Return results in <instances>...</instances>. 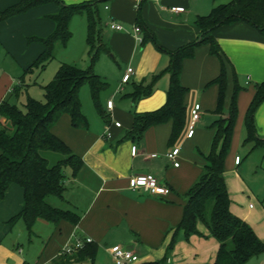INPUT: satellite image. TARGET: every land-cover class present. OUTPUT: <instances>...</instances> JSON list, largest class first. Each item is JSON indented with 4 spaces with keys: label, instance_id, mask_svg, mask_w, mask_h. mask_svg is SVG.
I'll return each instance as SVG.
<instances>
[{
    "label": "crops",
    "instance_id": "0c3cea01",
    "mask_svg": "<svg viewBox=\"0 0 264 264\" xmlns=\"http://www.w3.org/2000/svg\"><path fill=\"white\" fill-rule=\"evenodd\" d=\"M62 1L66 4H79L93 0ZM101 1L103 41L111 50L108 56L112 57L120 69L119 85L123 89L103 96L108 84L99 96V104L106 112L109 122L99 115L95 107L99 120L95 117L90 119L86 115L89 120L87 129L74 128L68 114L63 115L53 127V133L83 161V167L77 176L72 177L71 170H67L64 199H59L63 205L58 206L76 213L80 222L72 224L61 221L53 224L39 219L31 232L23 220L11 225L10 220L24 203V189L17 184L11 185L5 199L0 201V264H53L61 257L64 249L73 247L77 240L85 241L87 238L98 246L94 264H99L106 256L113 260L112 248L117 246L132 250L139 260L143 257L151 263L174 264L177 261L175 249L171 252L168 249L183 218L186 193L202 174L205 160L201 154L210 150L215 134L212 125L221 117L227 118L229 115L236 82L240 87L236 100L238 116L234 140L232 139L231 150L226 159V186L231 198L232 213L247 222L264 241V144L253 150L250 146H245L249 148V157H254L256 161L254 170L249 173L237 151L242 129L246 131L245 118L256 94V85L264 83V33L246 22L225 25L213 32L212 36L221 48L226 73L222 113L217 112L220 87L214 83L222 74V62L219 57L211 54L209 44H202L196 48L195 56L185 60L183 65L181 82L187 88L185 104L188 116L178 140L173 145L169 144L173 130L171 121L152 126L141 140H133L127 137V133L133 128L134 113L153 112L164 106L169 76H163L154 93L137 103L131 98L134 85L162 72L169 64L168 52L198 41L201 30L196 25L197 18L209 15L221 0ZM18 3L19 0H0V12ZM172 7H184L186 12L174 13L170 10ZM33 10L38 14L37 17L43 19L39 18L41 23H26V15L33 14L28 13L0 25V39L4 44L2 46L0 42V60L3 58L8 62L7 58L9 54L13 55L15 43H19L20 54L31 50L28 59L36 60L42 52L40 44L29 43L28 39L44 37L54 31L55 24L48 16L56 14L59 6L52 3ZM75 19L76 17L71 25L72 32ZM81 21L87 43V20L85 18ZM112 22L122 25L124 30H113L110 26ZM135 26L141 27L140 37L150 35L152 39L147 40L144 45L138 42ZM5 31H8L7 35ZM13 61L15 63H10L11 70L14 64L20 65L14 59ZM31 64L32 62L26 68L20 67L25 68V72ZM129 67L135 73L128 84L122 85V78ZM11 73L9 94L2 96L0 103L5 100L15 103L17 98L13 96L14 88L23 85V75L17 77L14 72ZM97 74L106 80L105 75ZM2 80L9 81V76L4 74ZM23 82L28 85L26 79ZM2 93L0 88V94ZM24 95L26 96L25 93L21 94L19 99ZM111 99L114 107L109 111L107 102ZM197 102L201 103L202 116L195 124V135L189 138L191 112ZM117 122L121 127H116ZM254 122L257 136L264 142V101L254 115ZM108 129L112 134L110 138L106 135ZM134 146L139 149V154L135 157L132 155ZM174 148L181 150L177 158L178 167L166 156ZM236 157L241 158L239 165L235 162ZM148 173L156 176L160 184L169 187L171 193L166 197H158L144 190L134 191L130 188L132 176ZM249 176L255 181L249 182ZM253 190L256 194L252 193ZM250 194L257 200L255 205L248 203ZM199 228L203 236H196L195 242L204 248L213 242L210 239H215L203 224ZM217 246L216 241L215 247ZM37 248L39 250L34 251ZM263 260L264 254L251 259L247 264H259ZM85 262L91 263L89 260Z\"/></svg>",
    "mask_w": 264,
    "mask_h": 264
},
{
    "label": "trees",
    "instance_id": "16d2710c",
    "mask_svg": "<svg viewBox=\"0 0 264 264\" xmlns=\"http://www.w3.org/2000/svg\"><path fill=\"white\" fill-rule=\"evenodd\" d=\"M51 3L59 6L56 14L48 16L55 28L47 37L28 39L29 43H38L43 48L28 72H33L34 69L45 70L56 59L58 51L68 47L73 38L72 21L77 16L87 20V46L92 65L84 70L63 63L53 80L43 87L44 101L28 95L29 85L24 84L23 75V85L14 88L13 96L19 99L25 93L26 103L22 106L11 103L10 100L0 103V201L5 199L11 185L17 184L24 189L23 206L10 220V224L23 220L29 232L39 219L53 224L61 221L72 224L80 222L76 213L55 207L48 200L51 197L64 199L67 170L70 169L71 176L75 177L83 167L82 159L53 133V127L63 115L68 114L74 128H89V120L83 112L80 99V91L85 84L90 86L91 97L99 115L109 122L106 112L99 104V96L108 83L94 70L98 58L111 53L103 41V1L66 4L62 0H19L18 4L0 12V25L36 7ZM236 22H246L264 33V0H229L214 8L209 15L198 17L196 25L201 30L199 40L168 52L169 64L162 72L134 85L131 98L137 103L154 93L163 76H169L164 106L153 112H135L133 128L127 133V137L141 140L152 126L171 121L173 130L169 144H175L185 128L188 116L185 104L187 88L181 82L183 65L185 60L195 56L196 48L202 44H209L211 54L219 57L222 62V74L214 83L220 87L217 112H223L226 93L224 58L212 34L220 27ZM137 24H140V19ZM150 39V35L145 36L141 44L144 45ZM161 50L164 51L162 48ZM239 91L240 87L236 82L228 117H221L212 125L215 134L210 150L201 154L205 160L202 174L186 193L183 218L168 252L174 249L176 242L182 237L189 239L193 235L203 236L198 229L201 223L219 245L214 264H247L251 259L264 254V241L247 222L232 213L225 180L226 159L231 150L238 116L236 100ZM263 101L264 83L256 85V94L245 118L247 137L243 144L250 146L251 150L264 144L257 136L254 122V115ZM97 253V245L93 242L86 243L71 255H61L53 264L82 263L88 260L94 264Z\"/></svg>",
    "mask_w": 264,
    "mask_h": 264
},
{
    "label": "rangeland",
    "instance_id": "374dc122",
    "mask_svg": "<svg viewBox=\"0 0 264 264\" xmlns=\"http://www.w3.org/2000/svg\"><path fill=\"white\" fill-rule=\"evenodd\" d=\"M229 0H221V3H227ZM52 4V3H51ZM55 4V3H54ZM219 4V5H220ZM35 10H30L29 12L23 14L26 15L28 13L32 16L26 15L25 21L26 23L28 21L34 22L36 24L41 23L39 18L37 17L38 14ZM35 13V14H34ZM81 19H85V17L77 16L73 25V38L71 42L69 43L68 47L65 49H61L58 51L56 55V59L52 61L45 70L41 69H34L32 72H28L29 69H27L24 72V69L35 59H28V55H30L31 50L26 51L24 54H20L19 50V43L14 44V51H12L13 55L11 56L9 54L7 58V63L2 58L0 60V88L2 94H0V98L4 96L5 94H9L8 90L11 87V75H13L14 72L15 76H24V79H26L29 87L28 95L36 100L44 101V89L43 87L48 85L56 75V73L59 71L60 66L63 63L75 65L81 69L87 70L91 67L92 63L90 60V57L88 55V46L85 42V29L82 24ZM43 20V19H41ZM81 21V22H80ZM5 34H8V31H5ZM51 34V33H50ZM49 34V35H50ZM47 35V36H49ZM44 36V37H47ZM40 37V36H39ZM8 41V40H7ZM0 42L2 43V46H4L3 42L0 39ZM2 46L0 44V54L2 50ZM5 56V55H4ZM13 59L17 61L21 66H24L25 68L22 69L20 65L14 64L13 69L11 70L10 63L13 62ZM94 70L97 73H100L101 75H105V78L109 84L108 89L103 93V96L105 95H112L114 92L119 91L120 89V69L118 65L114 62L111 56L108 55H101L99 59L94 64ZM4 74H7L9 76V81H3L2 78ZM80 99L82 101L83 106V112L85 115H87L90 119L95 117V119L99 120V117L97 116L96 110H95V104L92 100L91 93H90V86L88 84H85L81 91H80ZM119 101V99L117 100ZM15 103H17L19 106H22L26 103V96H22L19 100H14ZM114 120V119H113ZM246 137V131L242 129L241 135H240V143L238 145V153L243 158V164L245 163V166H247V173H249L251 170H254L256 161L254 157H249V148L243 146V141ZM234 140V138H233ZM249 182H254L255 180L252 179V176L248 177ZM252 193L256 194L255 190L252 191ZM250 197L248 199L249 204L255 205L257 203V200L253 194H250ZM53 206L58 207L63 205L59 198L51 197L48 200ZM201 225V223L199 224ZM198 225V229L200 230ZM196 235L191 236L189 239L182 238L179 242L176 243L174 247L175 254L177 255V261L174 264H214L219 245L217 248L215 247L216 241L213 239H210L209 241L211 244L209 246H205L204 248L199 247L198 244H196L195 238ZM27 250V249H26ZM39 250V248L35 249L34 251ZM35 259H33L34 262ZM35 264V263H33ZM76 264H91L87 262L82 263H76ZM99 264H115L112 259H110L108 256H106L103 260L100 261ZM137 264H162V263H151L148 260L144 259L143 257L140 258L139 262ZM264 264V260L259 263Z\"/></svg>",
    "mask_w": 264,
    "mask_h": 264
},
{
    "label": "built area",
    "instance_id": "2783aa9c",
    "mask_svg": "<svg viewBox=\"0 0 264 264\" xmlns=\"http://www.w3.org/2000/svg\"><path fill=\"white\" fill-rule=\"evenodd\" d=\"M170 10L174 13L186 12V9L184 7H172ZM110 26L113 30L116 31L124 30V27L116 22H112ZM141 31H142L141 27L139 26L134 27L136 39L140 43L143 40V38L140 37ZM134 73H135L134 69L129 67L122 78V85L128 84L131 81ZM122 89L123 86H120V90ZM113 107H114V101L111 99L107 102V109L109 111H112ZM201 116H202L201 103L197 102L194 105V108L191 112L192 125L188 131L189 138H192L195 135V124L200 121ZM115 125L116 127H121V124L119 122L115 123ZM106 135L108 138L112 136L109 129L107 130ZM180 152H181L180 148H174L172 151L166 154L167 158L174 163L175 167L179 166V163L177 162V158L179 157ZM138 154H139V149L137 146H134L132 148V155L135 157ZM235 162L237 165H239L241 163V158L236 157ZM130 188L134 191L144 190L150 195L158 196V197H166L171 193L169 187L160 184L158 178L150 173L132 176L130 178ZM92 242L93 241L90 238H87L85 241L77 240L76 244L73 247H68L64 249L60 255H64V254L71 255L77 249L82 248L86 243H92ZM112 257L115 264H133L139 261V257L132 250H127L119 246L112 248Z\"/></svg>",
    "mask_w": 264,
    "mask_h": 264
}]
</instances>
